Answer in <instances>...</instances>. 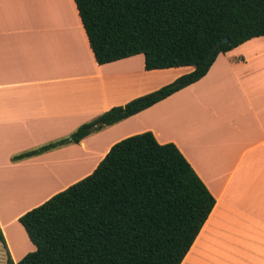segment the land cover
<instances>
[{
    "label": "crops",
    "instance_id": "crops-1",
    "mask_svg": "<svg viewBox=\"0 0 264 264\" xmlns=\"http://www.w3.org/2000/svg\"><path fill=\"white\" fill-rule=\"evenodd\" d=\"M191 69L146 70L143 53L99 64L74 0H0V215L13 209L4 204L8 193L14 211L22 205L9 213L18 221L89 174L115 142L150 130L179 148L215 198L180 264H264V35L78 143L12 159Z\"/></svg>",
    "mask_w": 264,
    "mask_h": 264
},
{
    "label": "trees",
    "instance_id": "trees-1",
    "mask_svg": "<svg viewBox=\"0 0 264 264\" xmlns=\"http://www.w3.org/2000/svg\"><path fill=\"white\" fill-rule=\"evenodd\" d=\"M99 64L144 55L146 70L192 69L113 106L69 135L12 156L78 143L203 77L219 53L264 35V0H74ZM227 36V40L217 42ZM215 198L173 142H115L86 176L18 217L34 250L6 264H180Z\"/></svg>",
    "mask_w": 264,
    "mask_h": 264
},
{
    "label": "rangeland",
    "instance_id": "rangeland-1",
    "mask_svg": "<svg viewBox=\"0 0 264 264\" xmlns=\"http://www.w3.org/2000/svg\"><path fill=\"white\" fill-rule=\"evenodd\" d=\"M159 81H161V78L160 77H155V80L153 81V84L155 85ZM141 122H144V121H140L137 124H139ZM142 125L143 124L137 126L136 128H140ZM91 167L92 166H90L89 168H91ZM74 173H77V172H74ZM52 188L53 187H51L50 190ZM12 192L13 193H8V198L7 199H9V197H12L14 195L15 192L14 191H12ZM10 202H13V203L8 205V207H12L13 208L12 211H10V209H8L7 212H5L3 210V212L0 215L1 216V221H3L2 231H3V234L5 236L6 243H7V246L9 248V251L11 253V256L13 254L14 259L18 260V259H20L22 257V254L24 252L27 253L28 251L34 250L35 246L29 240V238H28L27 234L24 232V228L20 224V222L15 221V220H11L12 218H11V216L9 214L10 212H11V214L17 212L20 208H22V205H20V208L18 210L14 211V209L16 208V206H18V204H17L15 199H12V201H10ZM3 203H4V201H3ZM4 204H6V203H4ZM6 257H7L6 248L3 246L2 242L0 241V264H6Z\"/></svg>",
    "mask_w": 264,
    "mask_h": 264
},
{
    "label": "bare ground",
    "instance_id": "bare-ground-1",
    "mask_svg": "<svg viewBox=\"0 0 264 264\" xmlns=\"http://www.w3.org/2000/svg\"><path fill=\"white\" fill-rule=\"evenodd\" d=\"M92 160H94V158L93 159H90V165L92 164ZM12 199H15L16 201H17V198H16V196H15V194L12 196V197H9V199H7L6 201V205L8 206V205H10V204H12L13 202H10V201H12Z\"/></svg>",
    "mask_w": 264,
    "mask_h": 264
},
{
    "label": "water",
    "instance_id": "water-1",
    "mask_svg": "<svg viewBox=\"0 0 264 264\" xmlns=\"http://www.w3.org/2000/svg\"><path fill=\"white\" fill-rule=\"evenodd\" d=\"M227 40V36H224L223 38H221L218 42L217 45H220L222 42Z\"/></svg>",
    "mask_w": 264,
    "mask_h": 264
}]
</instances>
